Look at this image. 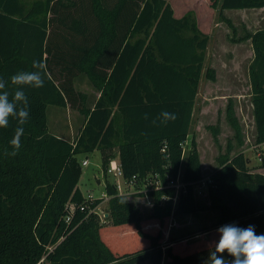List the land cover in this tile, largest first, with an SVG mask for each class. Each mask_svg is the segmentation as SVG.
I'll list each match as a JSON object with an SVG mask.
<instances>
[{
    "label": "trees",
    "instance_id": "16d2710c",
    "mask_svg": "<svg viewBox=\"0 0 264 264\" xmlns=\"http://www.w3.org/2000/svg\"><path fill=\"white\" fill-rule=\"evenodd\" d=\"M211 5L223 14L264 7V0H213ZM195 9L186 0L180 9L171 0H0V77L11 88V75L33 71V60L42 61L47 72L42 88L24 89L29 118L17 155H5L13 151L17 120L10 118L8 127L0 128V264H163L167 231L162 224L166 227L172 214L204 209L220 215L202 230L210 233L209 239L172 241L167 264H205L219 239L217 229L225 224L253 225L257 235L264 234V172L252 170L243 151L224 156L212 172L214 185L204 201L191 187L176 206L172 200L162 203L164 194H175L166 188L151 193L155 205L144 213L118 194L114 182L106 187L110 224L88 210H78L69 225L65 220L68 202L85 200L79 188L82 162L96 150L105 173L117 158L124 177L138 185L153 173L165 178L182 170L186 181L203 177L202 157L190 131L211 34L200 27ZM231 39L252 42L249 73L260 143L264 28ZM82 74L100 91L92 107L88 94L75 85ZM209 78H216L215 70ZM49 104L70 105L85 116L73 141L49 131ZM163 111L174 113L175 120L161 123ZM227 120L243 143L233 99ZM132 240L135 247L127 244ZM224 258L233 259L226 252Z\"/></svg>",
    "mask_w": 264,
    "mask_h": 264
},
{
    "label": "rangeland",
    "instance_id": "374dc122",
    "mask_svg": "<svg viewBox=\"0 0 264 264\" xmlns=\"http://www.w3.org/2000/svg\"><path fill=\"white\" fill-rule=\"evenodd\" d=\"M30 1V0H25ZM175 8L180 9L182 1L185 0H171ZM190 5L195 7V11L200 21V27L206 32L211 34L210 44L206 50L205 55V65L203 69L202 75V84L201 89L203 94L205 90H207V86L209 83V74L212 70L217 71L215 67L225 68L226 62L229 65L237 67L239 74L241 72H245L248 68L249 62L252 60H247L246 58H230L235 54L230 53L231 46L233 45V41L231 39L232 36L239 38L243 36L246 32H254L259 25H264V19L260 17L262 15L256 14L259 10H264V7H256V8H246V9H227L223 14L220 13L219 9H214L211 5L213 0H186ZM188 6V5H187ZM189 7V6H188ZM177 16H179L177 14ZM227 19H229L232 23L230 24ZM233 42V43H232ZM235 45V44H234ZM233 45V46H234ZM247 46V43L245 44ZM222 49L225 50L223 54L216 53L214 49ZM237 52L236 49H234ZM222 53V52H221ZM220 55V56H218ZM223 55V56H221ZM225 71V69H224ZM225 76L222 73V77ZM75 85L78 89L86 92L88 94V106L92 107L95 100L100 95V91L93 85L90 79L82 74L79 75L75 79ZM245 82L243 83V90L241 86L232 89L228 92V95L237 94L240 91H244L246 95H244L243 99V115L246 116V120L244 121L246 133L244 136L243 128H242V140L243 143L240 142V138L237 137L236 131L232 129L229 122H225L222 120L221 114L217 115L216 106L221 105L220 110L224 107L222 104V99H219L216 94L210 96V91L208 92V97H211L210 100H207V104L209 106L208 114L202 117L200 114V109L202 107L203 101L196 106L192 130L200 131L198 134L199 140L197 143L200 145L201 152L200 154L204 157L203 171L204 175L210 173L213 168L219 167L221 165V160L224 159V156L229 154L233 155L236 152L243 151L249 158V165L252 170L264 167V159L260 161L257 153L258 151H262L264 153V148L257 149L256 148V139L254 137V122H253V105H252V90L251 84L249 80L248 90L245 89ZM198 97V96H197ZM204 96H201L202 99ZM228 101L232 99V97H228ZM200 102V100H199ZM216 108V109H215ZM226 115H227V107H226ZM47 116H48V126L49 131L56 135L62 136L68 140H74L85 123V116L81 114L76 108L68 105L67 107H61L54 104H49L47 108ZM239 122L241 124L242 117L240 116ZM215 129H218L217 134H215ZM240 142V143H239ZM190 141L189 139L184 143V160L187 157V154L190 150ZM254 146V147H253ZM198 147V146H197ZM118 150L115 149V153ZM105 167L103 166V161L101 158V153L99 150H96L88 155V164L82 165V174L79 179V188L81 189L85 199L90 197L104 199V195L107 194V184L114 183L116 177L113 174V171L109 168L107 173L104 172ZM100 180V182L98 181ZM129 199V201H133L138 206H141L144 213H148L152 210L151 207H147L143 202L142 198H138L137 196L123 195ZM198 200L204 201L206 197H197ZM109 199L102 200L98 209L99 216L101 221L106 224L109 223V218L107 216L109 206ZM186 216V215H185ZM182 218L180 215L172 214L169 219L167 226L162 224L164 227L163 230H166L167 233L165 235V240L162 241L164 245V257L163 264H167L169 260V256L167 253V249L172 243V241L176 239H184L186 243L194 242L195 240H207L209 239L210 233H207L204 237H198L200 233H203L202 230L205 228L212 227L219 218V212L215 210H199L193 216L190 215L189 218H193L191 224L184 228L182 231H178L176 229V225L174 224L176 219ZM189 220V219H188ZM151 227V226H150ZM152 228H155L153 226ZM114 231V230H113ZM162 231V230H161ZM162 231V236H163ZM202 236V235H201ZM187 238V239H186ZM127 239L124 238L122 240L125 241ZM130 247H135L138 243L135 241H131L127 243ZM140 264H151L149 261L140 263Z\"/></svg>",
    "mask_w": 264,
    "mask_h": 264
},
{
    "label": "clouds",
    "instance_id": "9594fccd",
    "mask_svg": "<svg viewBox=\"0 0 264 264\" xmlns=\"http://www.w3.org/2000/svg\"><path fill=\"white\" fill-rule=\"evenodd\" d=\"M32 68L33 71H19L11 75V88L8 87V82L0 77V128H7L10 118H15L18 122L10 141L13 151L6 152L5 155L15 156L21 147L23 125L29 118L28 96L24 89H39L45 83L46 65L40 60H33ZM175 118V114L168 111L159 115L161 123ZM152 123L156 124V120ZM217 232L219 239L215 242L214 250L209 252L205 264H264V234L257 235L253 225L243 228L235 224H225L219 227ZM225 252L233 258L231 261L224 258Z\"/></svg>",
    "mask_w": 264,
    "mask_h": 264
},
{
    "label": "built area",
    "instance_id": "2783aa9c",
    "mask_svg": "<svg viewBox=\"0 0 264 264\" xmlns=\"http://www.w3.org/2000/svg\"><path fill=\"white\" fill-rule=\"evenodd\" d=\"M256 148L261 149L264 148V141L260 143H256ZM166 145L163 147V151H166ZM254 147V146H253ZM257 156L260 161L264 159V153L260 150L257 153ZM83 165L88 164V158H85L82 162ZM109 168L113 171L114 176L116 177L115 186L118 190L119 195H130V196H137L138 198H142V202L147 206L153 208L155 205V196L151 194L157 190L166 189V188H173L175 190V194L173 196H169L164 194L161 197V202H167L168 200H172L174 206H176L181 198L182 195H186L189 193L190 188L196 197H206L209 193L210 186L214 185V179L212 173H208L203 175V177L197 180L186 181L183 178V172L180 170L176 176H173L170 173H166L165 178L159 173H153L149 176L145 177L142 180L141 185H138V181L135 179H127L124 177L123 168L117 158L113 159L110 162ZM108 168V169H109ZM110 194H105L104 199H110ZM125 197V196H124ZM100 198H93L90 197L85 199L83 202H75L70 201L67 204V215H66V222L67 224H71L76 212L80 211H87L88 213H95L99 214L98 209L100 203H96L95 201ZM128 199V198H127ZM129 200V199H128Z\"/></svg>",
    "mask_w": 264,
    "mask_h": 264
},
{
    "label": "crops",
    "instance_id": "0c3cea01",
    "mask_svg": "<svg viewBox=\"0 0 264 264\" xmlns=\"http://www.w3.org/2000/svg\"><path fill=\"white\" fill-rule=\"evenodd\" d=\"M224 12H225V10H224ZM256 14H258V16L262 15V17H260V21L259 22H263L261 19H264V10H262V11L259 10L258 12H256ZM260 28H264V25H259V27L257 29H260ZM246 43H247V46H245ZM233 45L231 46L232 48H231L230 53H231V55L232 54H235V55L231 56L230 58H233V59L234 58H246L247 60H250V58L252 57V59H253L254 50H253L251 39H245V40H242V41H237V42H234ZM208 47H210V46H208ZM234 49H236L237 52H235ZM214 50H215L216 53H220V54H223V52L225 53V50H222V49H218L217 48V49H214ZM218 56H220V55H218ZM221 56H223V55H221ZM250 62H249V65H250ZM249 65H248V68L245 70V72H241V74H239L237 67L229 65L228 62H226L225 66H224L225 67L224 68L225 71H224L223 68H220L218 70V68L215 67L217 69L216 78L215 79H209V83H208V86H207L208 88H207V90H205L204 94H203V91L201 89V84H202V81H203L202 78H201L199 91H198V97H197V103H196V106H197L199 103H201V101H203L202 107L200 109V114L203 117L205 114L207 115L208 111H209V106L208 105H210V104H207L206 101L210 100L211 97H208V92L210 91V96H213L214 94H216V96L219 99H222V102H223L222 104H224V107L221 110H220L221 105H219V106L217 105L216 106L217 115H219V113H220L221 117L223 116L222 120L225 121V122H228L226 111H225L226 107L228 105L226 103V101H228V99H229L228 97H232L233 102H234V108H235V111H236V115H237L238 118H240V116L242 117L241 125H242V128H243L244 136H245V133H246L245 124H244V121L246 120V116L243 115L242 113L244 112L243 111V99L245 98L244 95H246V94L244 93V91L243 92L240 91L237 94L228 95V92L230 90H232V89H235V88L239 87V86H241V89L243 90V83L244 82H245V85H246L245 89L248 90V85H249V80H250ZM222 73L225 76L222 77ZM250 84H251V82H250ZM201 96H204V97L202 99H200ZM199 100H200V102H199ZM196 106H195V109H196ZM252 117L253 118H251V119H253V122H254V127H253V129H254V137L256 139V125H255V120H254V114L252 115ZM232 129H233V127H232ZM198 131H200V129L199 130L197 129V131H195V130H192V127H191L190 136L195 135L197 141L199 140V137H198L199 132ZM233 131H234V129H233ZM198 149L201 152L199 143H198ZM201 157H202V164H204L203 163L204 162L203 155H201ZM216 168H218V167L213 168V170L210 173H212ZM255 170L264 172V167H261V168L255 169ZM193 215L194 214H192L191 216H193ZM181 217L182 218L176 219V221L174 223L176 225V229L178 231H182V230H184V228H188L187 226L189 224H191V221L193 220V218H189L190 215H186V216L184 215V216H181ZM219 218H220V215H219ZM219 218H218V220H219ZM205 235H207V232L200 233V235H197V236L198 237H204ZM143 262H146V261H143ZM143 262H140V263H143Z\"/></svg>",
    "mask_w": 264,
    "mask_h": 264
},
{
    "label": "water",
    "instance_id": "95a60500",
    "mask_svg": "<svg viewBox=\"0 0 264 264\" xmlns=\"http://www.w3.org/2000/svg\"><path fill=\"white\" fill-rule=\"evenodd\" d=\"M99 182H100V180H98ZM109 214H107V216H108Z\"/></svg>",
    "mask_w": 264,
    "mask_h": 264
}]
</instances>
